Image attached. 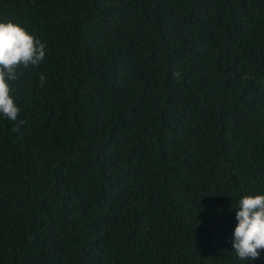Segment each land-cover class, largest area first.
Listing matches in <instances>:
<instances>
[{
    "label": "trees",
    "instance_id": "trees-1",
    "mask_svg": "<svg viewBox=\"0 0 264 264\" xmlns=\"http://www.w3.org/2000/svg\"><path fill=\"white\" fill-rule=\"evenodd\" d=\"M9 21L46 57L0 115V264H264L231 244L264 195V0H0Z\"/></svg>",
    "mask_w": 264,
    "mask_h": 264
},
{
    "label": "clouds",
    "instance_id": "clouds-1",
    "mask_svg": "<svg viewBox=\"0 0 264 264\" xmlns=\"http://www.w3.org/2000/svg\"><path fill=\"white\" fill-rule=\"evenodd\" d=\"M46 57V46L17 23L0 22V115L16 122L20 108L9 82L24 77L22 69L38 68ZM177 79L180 72L173 74ZM40 85L46 77L41 74ZM14 131L16 129H13ZM237 221L231 244L240 260L255 261L264 251V195H245L238 201Z\"/></svg>",
    "mask_w": 264,
    "mask_h": 264
}]
</instances>
